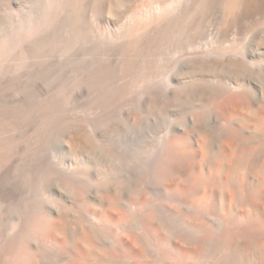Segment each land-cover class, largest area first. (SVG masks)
Here are the masks:
<instances>
[{
  "label": "bare ground",
  "instance_id": "1",
  "mask_svg": "<svg viewBox=\"0 0 264 264\" xmlns=\"http://www.w3.org/2000/svg\"><path fill=\"white\" fill-rule=\"evenodd\" d=\"M68 17L112 41L129 85L147 87L130 127L144 133L98 164L70 157L63 175L2 185L20 146L2 119L27 64L24 32L2 23L0 264H264V0H72ZM180 54L175 85L149 93ZM61 132V152L91 146Z\"/></svg>",
  "mask_w": 264,
  "mask_h": 264
},
{
  "label": "rangeland",
  "instance_id": "2",
  "mask_svg": "<svg viewBox=\"0 0 264 264\" xmlns=\"http://www.w3.org/2000/svg\"><path fill=\"white\" fill-rule=\"evenodd\" d=\"M70 1L0 0V25L5 22L9 30H22L27 51L26 78L17 80L12 110L2 119L15 123L12 135L20 145L1 177L2 185L23 182L29 174L63 175L70 157L77 163L98 164L111 146H119L118 141L133 140L144 133L142 127H130L134 120L144 122L143 90L147 87L129 85L112 41L85 37L73 30L68 17ZM101 26L107 29L110 25L103 21ZM186 56L170 59L165 66L175 62L161 77L151 80L148 92L166 95L177 75L189 65ZM257 81L264 82V70L257 74ZM25 112L29 115L24 116ZM157 120L163 122L164 118ZM67 125L90 136L91 146L83 154L72 155L66 149L61 152V127Z\"/></svg>",
  "mask_w": 264,
  "mask_h": 264
}]
</instances>
